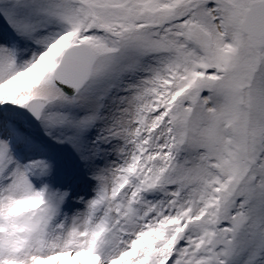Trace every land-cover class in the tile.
<instances>
[{
  "label": "snow or ice",
  "instance_id": "snow-or-ice-1",
  "mask_svg": "<svg viewBox=\"0 0 264 264\" xmlns=\"http://www.w3.org/2000/svg\"><path fill=\"white\" fill-rule=\"evenodd\" d=\"M0 264H264V0H0Z\"/></svg>",
  "mask_w": 264,
  "mask_h": 264
}]
</instances>
